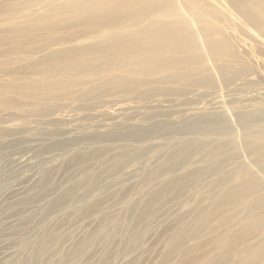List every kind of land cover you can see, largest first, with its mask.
Here are the masks:
<instances>
[{
	"label": "rangeland",
	"instance_id": "obj_1",
	"mask_svg": "<svg viewBox=\"0 0 264 264\" xmlns=\"http://www.w3.org/2000/svg\"><path fill=\"white\" fill-rule=\"evenodd\" d=\"M71 1L0 0V264H264V29L213 0L229 55L53 76L114 35Z\"/></svg>",
	"mask_w": 264,
	"mask_h": 264
},
{
	"label": "bare ground",
	"instance_id": "obj_2",
	"mask_svg": "<svg viewBox=\"0 0 264 264\" xmlns=\"http://www.w3.org/2000/svg\"><path fill=\"white\" fill-rule=\"evenodd\" d=\"M63 1H65V0H63ZM77 1L78 0L71 1L70 4H73L72 5L73 7H71V6H69V3H68L69 0H68V2H66L68 4L65 3L66 4V5L64 4L65 6L62 4L63 7H61V5H59L60 7H56V9L54 11L58 14V12L60 13L62 10H64V11L67 10L70 13L74 12L75 14H77V12L88 11L89 9L92 10L93 8L95 9V7L98 8L99 5L106 4L105 6L102 5L103 7L106 8V9L104 8L105 10H100V8L101 9L103 8V7H100L99 10L97 9L98 12L94 11L95 13H93V11H92L93 16L91 15L89 20H86V21L98 22L97 19H99L100 20L99 24L107 29V32L105 30L106 34L110 33V34H114V35L113 36L111 35L113 38L111 36H109L111 38L110 39L107 38L108 40H106V39L102 40L101 39L102 41H100V42H98V41L97 42H91L90 43L91 45L86 46V49L82 48L84 50H82L80 52H79V50L73 51V52H68V51L63 50L65 54L61 53V54H58L56 56H53V59L51 60L52 64L51 65L49 64L50 67L46 71V72H50L49 74H51L53 76L57 75V74L60 75V71H62V69L63 70L78 69L82 73H89V75L94 74V76L96 73H100V74L101 73H112L114 71H116L118 73H124V72L135 73V71L138 72V69L147 63L148 64L149 63L155 64V67H154L155 69L154 68L150 69V72L152 70L164 71V69H166V68H168V69L169 68H175V67L177 68V66H181V65H185V64L187 65L189 63L192 64V62H197V61L203 60V59L207 58V56H209V55H213V54L229 55L230 54V49H228V47H227L229 44L226 43V40L224 38L214 37L215 34L218 33L219 27L217 26L218 27L217 28L216 25H213V23L220 18L222 10L219 9V6L217 7L216 2H214L213 0H208V1L203 0L205 3H207V2H210V3H208L209 7H203L202 6V8H200V6L198 4L199 2L198 3L195 2L197 0H188L190 2L188 3L187 8H185V7L180 8L181 6L178 7L177 4L179 2L176 4L177 1H175V0H80V1H78V3H77ZM178 1H180V0H178ZM216 1H218L217 3L219 4L220 0H216ZM57 2H58V0H57ZM228 2H229L230 9H232V12H234L233 14H234L235 18L237 17V19L240 21V23H243L245 25L243 27H245V28L250 27L251 30L254 31L253 34L255 35V32H256V34L259 36L264 29V0H229ZM48 4H50V3H48ZM202 4H204V3H202ZM220 6H222V5H220ZM34 7H36V6H34ZM68 8H70V9L72 8V9L70 10ZM53 9H54V7H53ZM67 11H65L64 13L67 14L68 13ZM148 11L150 14H153V16L151 15L152 20L151 21L149 20L150 22L148 25H146V27H143V28L141 27V29H138L139 26L137 25V28L136 27L135 28L138 30H136V29H134V26L132 28L129 25L133 30H136L134 33L132 32V34H130V35L128 34L129 36L126 33L127 36H124L125 33L123 32L124 34H122V35L124 37L119 34L117 29L121 25L122 21L130 20L133 22V24L137 23L142 17L145 18V16L146 17L148 16L147 15V14H149V13H147ZM51 13L52 14H50V15L54 16L55 13L54 12H51ZM81 15H83V14H81ZM55 16H56V14H55ZM151 16L150 17L148 16V17L151 18ZM71 17H72V15H71ZM38 18H39V16H38ZM72 18H74V17H72ZM40 19L41 18H39L38 20H40ZM61 21H63V20H61ZM145 21H143V22L146 24L147 21L146 22ZM63 22H65V21H63ZM96 22H94V24ZM66 23L67 22H65V24ZM80 23H82V22H80ZM124 23H125V25L124 24L123 25L126 26L128 22L126 21ZM142 23L140 22V25ZM198 23H202V25H199V26H202L201 29H196L195 28L196 26H195L194 27L195 29L193 30V29H191L192 27L189 26L191 24H192V26L196 25V24L198 25ZM59 24H60V22H59ZM206 24L212 25L214 27H208ZM40 25H41V23H40ZM43 25H45V24H43ZM82 25H83V23H82ZM84 25H86V23ZM123 25H121V26H123ZM51 26H53V25H51ZM96 26L98 27L99 25H96ZM124 26H123V28H124ZM99 27H101V26H99ZM203 27H206L207 29H203ZM87 29L90 30V27H87L82 32V35L84 33H86ZM53 30L54 29H52V31ZM93 30H95V28ZM121 30H122V28H121ZM219 30H221V29H219ZM76 33H79V32H76ZM99 33H101V31ZM130 33H131V30H130ZM106 34L103 32V34H99V35L104 36ZM108 35L109 34H107V36ZM216 36H218V34ZM258 36H256V37H258ZM83 38L86 39L89 37L86 36ZM88 40H90V39H88ZM99 43H100V45H98ZM66 50H69V49L67 48ZM72 53H76L75 55H77L79 57L82 56V58L75 61V59H73V57H72L73 56ZM87 54H89V55H87ZM70 57H72V60ZM74 58H77V57L74 56ZM47 61H49V60H47ZM59 62L63 63L64 68H63L62 64H60ZM58 63H59V65H58ZM137 66H140V67L137 68ZM185 66H184V68H185ZM196 66H195V68H196ZM199 66H200V64H199ZM201 66H203V65H201ZM60 67H62V69ZM187 67L188 66H186V68ZM146 68L148 69V67H146ZM185 70H187V69H185ZM144 71L147 72L146 69L145 70L143 69V71L140 69L141 73H143ZM180 72H182V71H180ZM96 75H98V74H96ZM116 75H117V73H116ZM79 76H80V74H79ZM117 76H123V74L117 75ZM118 78H116V80ZM121 78H122V81H125V82L129 80V79L127 80V78H125V77H121ZM59 80L60 81L57 80V82L54 83V85L46 84V85L42 86L41 88L43 90L48 91V92H52L55 90L56 91L59 90L60 87H63L66 84L69 85L70 87L71 86L74 87V85L79 84V80H77V79L66 81V80H61L59 78ZM66 87H68V86H66Z\"/></svg>",
	"mask_w": 264,
	"mask_h": 264
}]
</instances>
